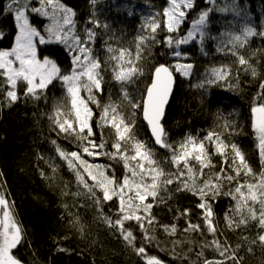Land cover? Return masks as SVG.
<instances>
[{"label":"trees","instance_id":"16d2710c","mask_svg":"<svg viewBox=\"0 0 264 264\" xmlns=\"http://www.w3.org/2000/svg\"><path fill=\"white\" fill-rule=\"evenodd\" d=\"M89 1L60 0V3L75 12V32L80 36V28L83 23H87L91 14ZM158 1L162 5L167 2ZM9 2L0 0V7H6ZM231 2L216 0L215 5H208L207 0H194V8L181 25V31L175 35L186 34L191 20L205 8L229 7ZM235 2L247 9L248 20L236 17L231 12L213 11L209 15L203 44L197 37L195 42L180 46L182 56L179 60L173 57L172 48L165 43L164 38L168 33L164 27L154 34L155 40H146L141 46V58L136 61L142 74L130 81L127 99L122 98L125 89L113 88L108 91L110 84L114 86V79L109 73L102 76V91L94 92L99 100L110 92L119 102V109L125 113L128 121L135 120V133L151 141L139 112L132 114L128 100L137 102L140 99L143 90L151 83L155 66L163 62L169 66L177 62L191 64L193 67L188 77L175 73L177 86L165 119L166 143L178 148L188 136L203 140L208 133L215 132L225 144L238 145L253 169V175L244 176L242 173L232 181L221 175L217 181L221 168L227 175H234V172L230 157L229 162L224 163V157L215 153V142L206 145L211 166L205 167L202 174L200 165L190 161L195 187H202L205 180L219 184L218 193L213 196L208 192L205 198L211 205L215 233L208 230L204 212L198 207L200 196L194 191L178 190V187H182L178 181L162 187L158 200L150 198L147 201L154 204L151 215L155 217L156 223L151 226L150 232L154 239L146 247L149 255L157 256L164 264H203L205 260H221L223 258L219 251L212 246L214 240L227 244L230 251L235 250L240 264H264V245L257 240L264 232L258 222L249 219L239 227L229 226L230 220L233 225L240 220L241 213L247 215L246 208L237 210L235 187L241 183H256L259 174L264 171L256 147L251 113V108L261 102L258 94L262 91L260 85L264 83V36L249 37L242 47L233 49L229 43V34L239 35L249 21L257 32L264 30V0ZM30 6L39 7L37 0H32ZM30 19L42 33L50 23L47 17ZM87 24L92 25L89 21ZM0 32L4 33L0 38V49L11 48L15 36L14 19L8 18L6 12L0 13ZM44 46L40 48L41 56L56 60L62 69L71 64V54L65 46ZM121 47L129 49L135 56L137 44L128 43ZM240 56L248 62L247 65L238 63ZM104 66L105 62L102 61L101 68ZM222 67L230 73L226 79L207 84L211 70ZM107 68L110 71L111 68ZM252 69H255V76ZM4 79L0 76V191L6 193L15 218L23 228V240L13 250V255L24 264H144V260L126 244L119 232L103 220V216L113 220L117 218V202L96 203L77 182L67 161L59 155L61 151L66 155L73 151L81 152L84 146V142L75 138V134L61 132L55 123V105L61 99H67L66 88L61 82L54 81L43 93H38L37 99L26 96L24 85L20 83L16 88L19 99L9 103L6 98L9 86L4 83ZM200 84H204V87H198ZM89 107L94 113L91 123L95 135L92 139L97 144L105 142L103 151H113L111 146L116 138L111 132L109 135L104 127L101 128L100 107L94 104ZM171 154L167 149L157 151L156 160L165 173L177 171L168 162ZM82 158L89 163L110 165L111 170L106 175L111 177L114 172L117 181L124 173L122 162L110 160L107 156L96 158L82 154ZM85 180L91 184L87 175ZM96 196H101L98 189ZM254 207L258 215L260 205ZM185 209L189 210L187 216L182 215ZM189 222L200 225L199 230L185 232ZM172 225L176 227L175 233L164 231V226ZM124 227L132 230L139 247L144 241L136 222L126 221ZM145 227L149 226L146 224ZM249 248L251 251H248ZM226 264L231 262L226 261Z\"/></svg>","mask_w":264,"mask_h":264},{"label":"snow or ice","instance_id":"6c2138e0","mask_svg":"<svg viewBox=\"0 0 264 264\" xmlns=\"http://www.w3.org/2000/svg\"><path fill=\"white\" fill-rule=\"evenodd\" d=\"M32 0H10L6 7H0V13L6 12L8 18L14 19V45L9 49H0V76H3L4 83L8 85L6 98L9 103L19 99L16 88L23 83L26 96L39 98L38 93H43L54 81H59L66 88L67 99L69 101V110L63 121L59 119L61 113L57 110L55 123L59 130L65 134H75V138L84 142L81 152H71L65 154L59 152V155L67 161L68 167L76 175L77 182L93 197L96 203L117 202V218L113 220L109 216H103L106 224L116 229L126 244L133 248L135 253L144 260V264H164L160 258L155 255H149L147 244L154 239L150 235L151 226L156 223L155 217L151 215L153 203H148L149 198L153 201L159 199V192L162 187L173 184L178 181V190L194 191V194L200 196L201 203L198 207L204 212V220L207 223L208 230L215 233L216 229L212 223L211 205L205 199L208 192L214 196L219 191V184H213L209 180L202 182V187H195L190 161H195L200 165V172L203 173L205 167L211 166L210 154L206 145L215 142V153L224 157V163L229 162L232 165L234 175H227L221 168L217 174V181L222 175L228 181L235 180L242 173L244 176L253 175V169L249 165L245 153L236 144H225L220 135L210 132L203 140L188 136L177 147L166 143L165 129L162 123L166 108L169 106L170 99L175 83L174 72L188 77L193 65L184 63H175L172 65L159 64L154 67L151 76V83L143 90L140 99L137 102L128 100L132 114L139 112L142 119L146 122L153 138V143L160 148L169 150L172 154L168 162L177 169L175 173H165L160 163L154 159V153L148 145L137 139L135 120L126 122L125 118L117 112L115 105L108 104L102 106V112L99 118L101 128L110 127L116 138L112 144L113 151L105 152V142L99 144L92 139L95 135L92 128L93 110L90 104L98 105L94 90L102 91V68L100 61L92 56L91 49L88 48V42L95 38V33L87 30V39H82L75 32V12L72 8L60 3V0H37L39 7L30 6ZM95 4L96 0H92ZM168 7L162 12L164 17V30L168 33L164 38L168 47L172 48V55L179 60L182 52L180 46L195 42L199 37L203 44L209 15L213 11L231 12L234 16L248 20L247 9L232 0L229 7H207L200 11L197 17L190 22V28L186 29V34L175 35L181 31V25L187 20L189 12L194 8V0H167ZM216 0H207L208 5H215ZM47 17L50 23L44 27L43 34L31 19L36 17ZM92 23L98 24L93 20ZM149 36L139 37L135 56L129 50L120 49L119 54L113 57L118 63L113 67L114 78L116 81L124 83L131 81L133 77L141 75V70L133 62L141 58V46L146 40H155V33L161 27L159 20L153 17L147 25ZM264 27V26H262ZM4 35L0 32V38ZM261 35L264 36V30L257 32L256 28L251 26L250 21L246 23L239 35L229 34V43L233 47H242L249 37ZM41 45H63L70 55L71 71L67 74L61 71L56 60L48 56H41L39 46ZM111 51V49H110ZM128 57L127 66L124 58ZM240 65H247L248 62L243 56L238 57ZM250 67V66H249ZM226 68H214L211 70L210 77L206 83L211 85L226 79L229 75ZM253 76L256 75L255 69H252ZM204 87V84L198 85ZM261 93L258 99L261 101L251 108L252 129L254 130L257 149L264 164V83L260 85ZM87 93L85 99L81 92ZM128 98L127 93H124ZM75 124V126H74ZM131 150V155H129ZM82 154L90 157L107 156L110 160L122 162L124 173L119 181L115 174L109 177L106 172L111 170L110 165L89 163L82 158ZM2 175V174H0ZM85 175L90 178L85 180ZM173 177L175 179H173ZM191 181V183L189 182ZM101 193L96 196V190ZM237 199V210L245 209L247 215L241 213L240 220L229 221V226L239 227L246 224L249 219L256 220L262 232H264V171L259 174L256 183L237 184L234 189ZM211 197H208L210 199ZM259 204V214L255 205ZM188 209H185L182 215L187 216ZM126 221H135L143 236V243L137 247L136 237L130 228H125ZM149 227H145V225ZM200 225H194L189 222L187 231H197ZM164 231L169 234L176 232L175 225L164 226ZM23 240V228L16 220L14 212L10 206L6 193L0 191V264H23L22 260L13 255V250L21 244ZM258 242L264 245V234L257 237ZM257 241H253L256 243ZM212 246L219 251L221 260H205L203 264H240V258L235 250L230 251L227 244H221L219 241H212ZM251 251V248L248 249Z\"/></svg>","mask_w":264,"mask_h":264},{"label":"rangeland","instance_id":"374dc122","mask_svg":"<svg viewBox=\"0 0 264 264\" xmlns=\"http://www.w3.org/2000/svg\"><path fill=\"white\" fill-rule=\"evenodd\" d=\"M165 7H168V3L166 2L162 5L158 0L157 2H154L153 0H96L95 4H93L92 0H90L89 11L91 14L89 15L88 21L92 25H88V21L87 23L82 24V27L80 28V32L82 33L81 38L85 40L87 39L88 29H91L95 33V38L88 42L87 46L91 49L93 57L97 58L100 63L104 61L106 68L107 66L111 68L110 71L114 76L113 67L118 63V61L114 60L113 57L119 54L120 49H124L121 46L125 44L128 45V43L136 45L139 43V37L149 36V29L147 25L153 17H156L159 20L161 25L160 28L164 27V17L162 16V12ZM93 20L97 21L98 24L92 23ZM160 28L156 30V33ZM95 30H97V33ZM98 37L99 39H97ZM232 46L233 45L231 44L230 47L232 49L235 48ZM40 48H45V46H40L39 52ZM125 50L129 49L126 48ZM100 57H102V59ZM127 60L128 57L125 56V66H127ZM61 71L65 74L69 73L71 71V64L65 69L61 68ZM128 82L122 85L121 82L117 81L120 87H124ZM81 95L87 99V93L82 91ZM108 104L115 105L117 112L125 118L126 122H129L125 113L119 109L116 103L113 102ZM57 110L61 113L59 119L62 121L65 118L69 120L72 119L71 116L66 115L69 110L68 99L63 98L61 99V102H56L55 118H57ZM100 110L102 112V107ZM104 129L109 135H111V133L114 134L110 127L105 126ZM136 137L137 139L144 141L148 147L152 149L154 159H156V150L154 147H152L144 137H140L137 134ZM131 154V150H129V155Z\"/></svg>","mask_w":264,"mask_h":264},{"label":"bare ground","instance_id":"6f19581e","mask_svg":"<svg viewBox=\"0 0 264 264\" xmlns=\"http://www.w3.org/2000/svg\"><path fill=\"white\" fill-rule=\"evenodd\" d=\"M133 62L136 64V61H133ZM161 64L169 65V64H167V63H165V62H163V63H161ZM157 66H158V65H157ZM107 73L111 74L110 77H112V78L114 79V86L112 87L111 84H110V88L108 89V91L114 88L115 90H118V89H125L123 92H124V93L127 92V86L129 85L130 81H129L124 87H120V85H119V84L117 83V81L115 80V78H114L113 74L111 73V71H107V68L104 66V67L102 68L101 76H103V74L106 76ZM174 75H175V77H176V86H177V76H176L175 72H174ZM133 78H134V77H133ZM176 86H175V90H176ZM175 90H174V93H175ZM108 91H106V93H107ZM174 93H173V96H174ZM173 96H172V99H173ZM122 98H125V96H122ZM172 99H171V101H172ZM96 100L98 101V105H99L98 107H100V108H101L102 106H104L105 104L107 105L108 103H113V102L116 103V104L118 105V107H120L119 102L116 100V98H115L114 96L112 97V95H111L110 92H109L108 94H106L105 97H104L102 100H99V99H97V98H96ZM171 101H170V103H171ZM170 103H169V106H170ZM169 106L167 107V111H168ZM167 111H166V115H167ZM166 115H165V119H166ZM141 119H142V117H141ZM165 119H164V121H163V125H164V129H165V140H166L167 132H166V128H165ZM142 121H143V123L146 125V123L144 122L143 119H142ZM146 127H147V129H148V132H149V135H150L151 141H149L148 138H146V137H144V136H140V135H138V136H140V137H144V138L147 140V142H148L152 147H154V149L156 150L155 155H156V157H157V151H158V150H164V149H163V148H160L159 146H157L156 144L153 143V138H152V136H151V134H150V130H149V128H148L147 125H146ZM43 171L45 172V170H43ZM189 182L191 183V181H189ZM163 188H164V187H163ZM149 200H150V198H149ZM149 200H148V201H149Z\"/></svg>","mask_w":264,"mask_h":264},{"label":"water","instance_id":"95a60500","mask_svg":"<svg viewBox=\"0 0 264 264\" xmlns=\"http://www.w3.org/2000/svg\"><path fill=\"white\" fill-rule=\"evenodd\" d=\"M174 74V73H173ZM175 76V75H174ZM175 86H176V77H175V83H174V87H173V92H172V96H173V93H174V90H175ZM172 96H171V99H172ZM171 99H170V101H171ZM166 111H167V108H166ZM166 111H165V115H166ZM164 119H165V116H164ZM164 119H163V121H164ZM163 121H162V123H163ZM145 122V121H144ZM146 123V122H145Z\"/></svg>","mask_w":264,"mask_h":264}]
</instances>
